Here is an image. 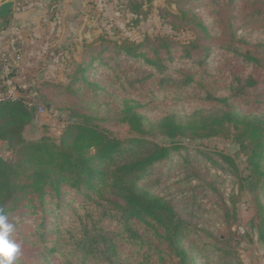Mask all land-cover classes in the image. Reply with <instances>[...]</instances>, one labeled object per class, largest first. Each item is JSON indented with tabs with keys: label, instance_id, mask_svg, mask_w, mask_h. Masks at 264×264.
<instances>
[{
	"label": "trees",
	"instance_id": "obj_1",
	"mask_svg": "<svg viewBox=\"0 0 264 264\" xmlns=\"http://www.w3.org/2000/svg\"><path fill=\"white\" fill-rule=\"evenodd\" d=\"M130 1L127 9L131 14L145 15L143 0ZM225 1L223 5L233 9L241 3ZM146 2L150 4V0ZM211 5L220 7L221 3L211 0ZM182 14L188 17L187 22L199 25L198 38L188 45H177L168 38H147L137 44L131 40L108 42L101 37L98 44L83 43L82 58L69 87L43 82L23 92H32L34 99H40L41 105L46 101L43 106L51 109L50 89L69 99L89 97L85 90L90 91L93 100L89 108L74 106L69 110L73 121L58 142L49 137L31 142L24 139L25 128L36 118L35 107L28 106L25 99L0 103V142H6L17 157L12 162L0 157V209L8 222L13 218L17 221L19 216L33 218L36 225L30 239L35 240L33 246L39 247V257L45 264L53 257L60 264H166L167 258H175L178 264H197L187 241L199 236L198 230L171 200L154 193L146 182L160 165L188 158L183 145L187 139L226 136L233 129L234 141L247 155L248 177H241L235 161L225 154L219 153L221 163L210 153H200L214 166L239 178L251 194L264 193V105L259 100H264V93L253 91L264 86V79L259 82L254 75L235 77L225 96L201 90L206 95L204 101L214 104L211 108L171 110L160 112L158 117L152 115L156 108L147 110L139 101L114 94L117 88L143 85L155 73L162 75L161 85L173 83L172 73L177 74L176 86L169 92L197 91L208 80L205 76L218 49L228 56L239 55L248 68L263 66L264 60L251 51L238 50L234 34L220 42L200 19L202 16L185 11ZM1 24L0 19V32ZM216 41L220 47L212 45ZM177 57L189 67L175 66ZM127 62H138L154 73L122 81ZM192 66L201 68V72L190 73ZM18 76L19 70L14 69L12 77ZM201 77L205 81H199ZM4 79L0 66V90ZM158 90L157 99L167 94ZM253 93L258 94L255 101ZM100 104L104 105L100 108ZM109 105L108 113L129 126L131 136L122 139L104 127L110 117L103 107ZM256 201L264 239V204L259 197ZM69 209L72 217L67 213ZM223 246L220 241L215 250L228 254Z\"/></svg>",
	"mask_w": 264,
	"mask_h": 264
},
{
	"label": "rangeland",
	"instance_id": "obj_2",
	"mask_svg": "<svg viewBox=\"0 0 264 264\" xmlns=\"http://www.w3.org/2000/svg\"><path fill=\"white\" fill-rule=\"evenodd\" d=\"M93 1L94 11L98 15L97 5L100 0ZM130 2V0H117L113 3V10H110L107 15H102V19L98 20L94 15V20L102 31H98V35L94 34L92 41L88 42L98 44L99 39L104 37L108 42L131 40L138 44L147 38L150 40L168 38L177 45H188L195 41L200 33L198 22H187L188 17L182 14L185 11L202 16L203 18L200 19L207 24L212 35H215L220 42L234 34L235 43L239 44L236 45L239 51L245 48L264 60V0H241L236 9L223 5L226 3L225 0H219L220 7L211 5V0L195 2L150 0V4L143 0L145 15L140 17L131 14L127 9ZM212 45L220 47L218 41ZM83 46L77 49L75 46H65L64 50L60 47L59 54L55 52L58 47H54L55 49L49 52L50 57L55 58L53 59L54 67L48 70V74L41 78L40 82L31 83L27 88H31L32 85L41 86L43 82L63 88L69 87L76 65L82 58ZM76 51L78 54H75ZM174 53L178 56L177 50ZM212 62L209 73L205 76L208 80L194 92L186 89L169 92L176 86L174 78L177 74L172 73L173 83L161 85L162 75L155 73L143 85H136L133 89L128 86L124 90L117 88L114 94L122 99L139 101L147 110L156 108L157 111L152 115L158 117L160 112L171 110L192 112L197 108H211L214 104L204 101L206 95L201 90H207L217 97L225 96L229 93L228 88L235 77L245 78L248 75H254L259 82L264 79V63L260 69L248 68L237 54L228 56L224 50L222 52L218 49L214 53ZM175 66L180 69L189 67L178 57ZM189 71L192 74H199L201 68L192 66V70ZM153 73V70L147 66L138 62H129L121 74V79L122 81L135 80ZM201 80L204 79L201 77L199 81ZM158 89L165 90L167 94L157 99L156 96L160 94ZM253 91L264 93L263 84ZM50 92L52 94L49 99L51 109L43 106L47 104L46 101H44L46 104L43 102L41 105L40 99H34L32 92L29 95L24 94L37 102L30 104L35 107L36 118L23 133L24 139L28 142L37 141L43 137H49L58 142L66 126L73 121H71L69 110L74 106L85 109L92 99L89 90H85L89 97L70 99L58 95L55 89H50L48 94ZM257 95L253 93L254 101ZM259 100L264 105L263 98ZM108 104L110 102H107ZM102 105H97L95 108L98 106L101 108ZM103 109L110 117L104 124L107 130L122 139L132 135L129 126L120 123L114 117L115 115L108 113L111 109L110 105L104 106ZM101 114L104 115L102 112ZM233 132L234 130L231 129L226 136L221 135L199 141L184 140L183 145L186 147L184 153L188 158H177L171 163L160 165L155 168V174L146 180L154 193L171 200L182 217L198 230L199 236L187 241V246L192 251L197 264H264V239L261 236L262 229L260 230V219L257 214L260 208L257 209L256 201L259 197L260 202L264 204V193L251 194L247 188L243 187L239 178L221 166H214L206 155L200 153L201 151L210 153V157L218 159L221 163L219 153H223L235 161L241 177H248L250 173L247 169V155L234 141ZM158 142L163 143L162 140ZM0 157L10 162L17 158L6 142H0ZM77 199L81 200L79 197ZM67 213L70 217L73 216L71 209ZM32 219L30 215H27L19 216L17 221L15 218L9 221L13 225L10 238L20 246V252L14 264H45L39 257V247L33 246L35 240L30 239L36 225ZM220 241L224 242L223 247L229 252L228 254L215 250L216 244ZM49 264H60V262L53 257ZM166 264H178V261L175 258H167Z\"/></svg>",
	"mask_w": 264,
	"mask_h": 264
},
{
	"label": "crops",
	"instance_id": "obj_3",
	"mask_svg": "<svg viewBox=\"0 0 264 264\" xmlns=\"http://www.w3.org/2000/svg\"><path fill=\"white\" fill-rule=\"evenodd\" d=\"M9 1L14 3L12 20L0 18V66L7 56L21 50L23 57L17 80L26 87L40 82L54 67L55 58L49 55L54 47H58L54 49L59 54L60 47L77 49L92 41L94 34L99 33H84L86 24L92 23L102 31L94 20L93 0H0V5ZM116 1L100 0L96 18L102 19V15L112 11Z\"/></svg>",
	"mask_w": 264,
	"mask_h": 264
},
{
	"label": "built area",
	"instance_id": "obj_4",
	"mask_svg": "<svg viewBox=\"0 0 264 264\" xmlns=\"http://www.w3.org/2000/svg\"><path fill=\"white\" fill-rule=\"evenodd\" d=\"M22 57H23V52L19 50L14 54V56H7L3 60L2 73L5 79H4L3 89L0 90V103L6 102L8 100H19L23 98L26 100L25 103L28 106H33L28 104L29 103L27 101L28 96H25L23 93L28 88L22 83H20L19 80L12 77L13 70L14 69L18 70L20 68Z\"/></svg>",
	"mask_w": 264,
	"mask_h": 264
},
{
	"label": "clouds",
	"instance_id": "obj_5",
	"mask_svg": "<svg viewBox=\"0 0 264 264\" xmlns=\"http://www.w3.org/2000/svg\"><path fill=\"white\" fill-rule=\"evenodd\" d=\"M12 231L13 225L0 209V264H14L19 255L20 246L10 238Z\"/></svg>",
	"mask_w": 264,
	"mask_h": 264
},
{
	"label": "water",
	"instance_id": "obj_6",
	"mask_svg": "<svg viewBox=\"0 0 264 264\" xmlns=\"http://www.w3.org/2000/svg\"><path fill=\"white\" fill-rule=\"evenodd\" d=\"M14 8V3L13 1H9L6 3H3L0 5V18L4 19L6 21H11L12 20V15L11 11ZM99 28L96 27L94 24H86L84 27L83 32L84 33H93V32H98ZM29 104H36L37 102L35 100L29 99L27 100ZM46 104V102H44Z\"/></svg>",
	"mask_w": 264,
	"mask_h": 264
}]
</instances>
